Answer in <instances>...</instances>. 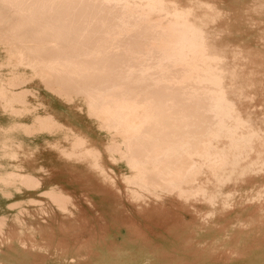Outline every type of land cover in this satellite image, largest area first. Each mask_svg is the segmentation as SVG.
<instances>
[{"label":"bare ground","instance_id":"bare-ground-1","mask_svg":"<svg viewBox=\"0 0 264 264\" xmlns=\"http://www.w3.org/2000/svg\"><path fill=\"white\" fill-rule=\"evenodd\" d=\"M3 1L8 5L0 10V25L13 18L11 30L17 33L43 29L32 39L14 32L13 39L26 40L20 60L84 93L90 114L119 139L79 133L72 143L50 148L85 164L113 187L119 176L138 200L144 195L175 199L161 220L179 226L188 205L178 203L194 196L206 172L223 160V140L240 130L233 124L235 108L251 103L245 102L251 89L264 91V0ZM52 26L65 33L56 32L50 52L31 46ZM170 86L179 87L178 97L159 99L156 93ZM248 135L254 142L247 147L260 145L264 130L249 129ZM37 158L31 149L18 150L9 180L40 191L65 218L76 217L81 211L69 190L52 183L42 191L43 179L27 166ZM121 164L127 173L117 175L114 168ZM84 199L90 201L87 194ZM33 203L43 205L27 204ZM30 211L0 220V264H60L75 258L64 238H38L45 232L28 224L35 219ZM39 211L44 218L52 213L47 207ZM10 222L17 232L7 231ZM238 248L227 247V254L238 256Z\"/></svg>","mask_w":264,"mask_h":264},{"label":"rangeland","instance_id":"rangeland-1","mask_svg":"<svg viewBox=\"0 0 264 264\" xmlns=\"http://www.w3.org/2000/svg\"><path fill=\"white\" fill-rule=\"evenodd\" d=\"M7 5L0 0V10ZM12 22L13 18H7L0 25V140L15 134L9 148L16 152L23 143L33 141L38 158L27 166L43 179L42 191L59 182L77 197L81 212L75 218L81 224L66 233H52L53 238H64L69 254L76 255L60 264H264V139L260 145H245L254 142L246 136L249 129L264 130V91L251 89L245 101L251 103L235 108L233 124L240 130L235 129L233 136L223 140V160L206 172L195 187L194 196L178 203L180 207L188 205L187 216L180 217L176 221L179 226H174L169 219L163 222L161 215L176 205L175 199L157 200L143 194L145 197L138 200L119 176L113 187L85 164L68 161L50 148L52 143H72L79 133L103 141L119 139L90 114L84 93L64 87L61 79L20 60L26 40L13 39L16 30H11ZM33 28L15 35L32 39L34 32L43 30L39 26ZM59 29L52 26L44 30L45 34L31 46L50 52L56 32L65 33ZM178 88L170 86L156 95L159 99L178 97ZM39 167L46 172H36ZM114 169L117 175L127 173L125 164ZM11 183L16 186L6 209L11 218L23 209L31 210L35 223L62 216L40 191L24 188L14 179ZM85 194L90 201L84 199ZM29 200L41 201L43 205L27 204ZM8 202L0 194L1 208ZM16 202L25 205L12 210L10 206ZM41 207L52 213L44 218ZM219 243L221 249L216 247ZM83 245L87 248L81 249ZM229 246L239 247V255L230 257ZM119 256L123 258L116 261Z\"/></svg>","mask_w":264,"mask_h":264},{"label":"crops","instance_id":"crops-1","mask_svg":"<svg viewBox=\"0 0 264 264\" xmlns=\"http://www.w3.org/2000/svg\"><path fill=\"white\" fill-rule=\"evenodd\" d=\"M14 138L16 139L15 134L9 135L8 138L3 137V139L0 140V194L3 195L7 200H9V202L6 203V207L1 208V205H0V220L4 216L7 215L6 209L9 206L8 204L13 199L12 198L14 196L13 192L16 188V186L13 183H11L12 180H9V178H10L9 175L14 170V166H13V163L11 161V157H12V155H14L16 153V150H12L9 147H10V144L12 146V142H13ZM21 146H22V147H20L21 149H31V150L35 151V146H34L33 141H28V143L25 142V144L23 143V145H21ZM21 149H19V150H21ZM57 179H58V177H57ZM54 184L60 185L61 183L56 182ZM28 224L30 226H33L36 228H39L40 226L43 227L42 231L45 232L44 236H42L40 233L39 234L40 236L38 238H53L52 233H54L55 230H62V232L66 233L68 230H71L72 227L81 224V222L78 218H75L74 216L72 218H65L64 216H61V217L50 216L45 222L42 221L40 223H35V222H33V220H29ZM9 225H10V227L7 230L8 232L9 231L17 232L19 230V228L17 227V225L15 223L10 222ZM15 238H18V237H15ZM122 258H123V256H119L118 258H116V261H117V259H122ZM144 263H145V261H144Z\"/></svg>","mask_w":264,"mask_h":264}]
</instances>
